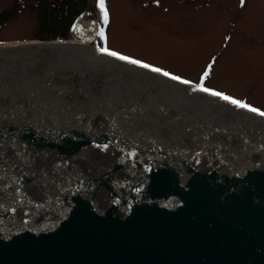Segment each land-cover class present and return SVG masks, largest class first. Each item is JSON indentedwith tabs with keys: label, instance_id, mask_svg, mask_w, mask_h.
I'll return each mask as SVG.
<instances>
[{
	"label": "water",
	"instance_id": "95a60500",
	"mask_svg": "<svg viewBox=\"0 0 264 264\" xmlns=\"http://www.w3.org/2000/svg\"><path fill=\"white\" fill-rule=\"evenodd\" d=\"M75 24L0 42V264H264V116Z\"/></svg>",
	"mask_w": 264,
	"mask_h": 264
},
{
	"label": "rangeland",
	"instance_id": "374dc122",
	"mask_svg": "<svg viewBox=\"0 0 264 264\" xmlns=\"http://www.w3.org/2000/svg\"><path fill=\"white\" fill-rule=\"evenodd\" d=\"M92 1L77 20L94 23L91 38ZM106 9L110 51L264 111V0H106ZM39 21L36 0H0V42L39 39Z\"/></svg>",
	"mask_w": 264,
	"mask_h": 264
},
{
	"label": "trees",
	"instance_id": "16d2710c",
	"mask_svg": "<svg viewBox=\"0 0 264 264\" xmlns=\"http://www.w3.org/2000/svg\"><path fill=\"white\" fill-rule=\"evenodd\" d=\"M39 6V28L36 38L57 39L66 38L75 18L86 7L88 0H36ZM92 10L97 20L98 30L107 26L103 22V13L98 6V0L92 1ZM91 8V7H90ZM100 46H103L102 36H98Z\"/></svg>",
	"mask_w": 264,
	"mask_h": 264
},
{
	"label": "snow or ice",
	"instance_id": "6c2138e0",
	"mask_svg": "<svg viewBox=\"0 0 264 264\" xmlns=\"http://www.w3.org/2000/svg\"><path fill=\"white\" fill-rule=\"evenodd\" d=\"M242 3H243V0H242ZM98 6L99 8L101 9L102 13H103V22L106 24L108 22V11L105 7V0H98ZM99 35L100 36H104V29L101 28L100 29V32H99ZM99 51L102 52V53H107L113 57H118L120 60H125V61H129L130 63L132 64H137V65H141L142 67L144 68H151L153 71L155 72H162L163 70L161 68H156V67H153L152 65L150 64H147V63H143L142 61L140 60H137V59H132L131 57L129 56H126V55H121L120 53L116 52V51H110L107 47H101L99 48ZM211 67V66H209ZM207 72L204 73V76H207ZM163 75L164 76H170L171 74L167 71H163ZM172 79L174 80H181V77L179 76H172L171 77ZM183 83L185 84H189L191 83L190 81L188 80H184ZM198 87H200V89L204 92H211L212 95L214 96H217V97H221L223 100L225 101H230L232 104L240 107V108H245V109H248L249 111L251 112H254V113H259V115L261 116H264V111H261L260 109L258 108H255L253 106H251L250 104L248 103H245L239 99H234L233 97L229 96V95H226L222 92H219V91H213L207 87H203V85H198ZM105 147H107L105 145ZM14 211V209H13Z\"/></svg>",
	"mask_w": 264,
	"mask_h": 264
},
{
	"label": "bare ground",
	"instance_id": "6f19581e",
	"mask_svg": "<svg viewBox=\"0 0 264 264\" xmlns=\"http://www.w3.org/2000/svg\"><path fill=\"white\" fill-rule=\"evenodd\" d=\"M77 24L79 26H83V27H86L88 29V31L81 33L80 41L84 44L89 43L88 42V39H89L88 34L93 33V31L95 30L94 23L90 22V21L79 20Z\"/></svg>",
	"mask_w": 264,
	"mask_h": 264
}]
</instances>
